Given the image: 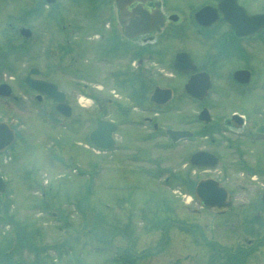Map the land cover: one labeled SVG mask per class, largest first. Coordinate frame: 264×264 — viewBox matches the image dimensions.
I'll list each match as a JSON object with an SVG mask.
<instances>
[{"label": "flooded vegetation", "instance_id": "af4514ba", "mask_svg": "<svg viewBox=\"0 0 264 264\" xmlns=\"http://www.w3.org/2000/svg\"><path fill=\"white\" fill-rule=\"evenodd\" d=\"M35 4L33 25L8 24L20 45L3 62L14 73L0 82L9 85L0 88V121L14 144L24 114L45 107L65 116L27 86L30 76L67 92L65 111L86 116L87 139L101 122L99 143L120 177L158 165L170 179L168 161L176 159L185 185L216 177L232 195L230 173L246 172L264 190V0H197L187 13L180 0H55L45 14L43 0ZM26 49L29 58L20 54ZM72 70L86 75L83 90ZM82 92L86 105L77 106ZM4 131L0 125V138Z\"/></svg>", "mask_w": 264, "mask_h": 264}, {"label": "rangeland", "instance_id": "374dc122", "mask_svg": "<svg viewBox=\"0 0 264 264\" xmlns=\"http://www.w3.org/2000/svg\"><path fill=\"white\" fill-rule=\"evenodd\" d=\"M35 1L37 4V0H0V55H9V50L17 55L13 45L20 43L8 24L21 18L33 25ZM196 2L180 0L185 13ZM40 34L45 38L50 32L43 29ZM190 45L196 48L193 42ZM22 62L25 65L24 59L17 64ZM4 76L0 73V80ZM81 100L86 103V98ZM47 114L46 110L32 118L24 114L23 138L10 155L0 157L2 174L12 179L9 190L0 193V264H230L227 250L244 253L241 262L234 264H264V190L246 172L244 179L237 172L230 173L236 184L233 206L221 215L204 211L177 177L171 180L176 195L158 180L148 179V186L134 188L132 198L120 201L123 193L116 189L124 181L116 165L104 163L92 150L86 152L81 142L86 119L75 118L74 126L71 120H63L59 125L67 126L60 130L49 123ZM68 124L74 128L65 133ZM66 141L71 149L66 150ZM170 154L175 157L174 152ZM64 162L77 163L81 172L73 173ZM92 162L99 168L94 188L83 174ZM168 164L174 170L181 166L176 159ZM129 199L135 206L130 219V205L124 203ZM168 206L169 222L176 221L178 231H169L171 224L154 219L153 213L163 214ZM127 220L133 225L124 229V236L120 226ZM165 231L167 240L162 236ZM126 251L129 255H124Z\"/></svg>", "mask_w": 264, "mask_h": 264}, {"label": "water", "instance_id": "95a60500", "mask_svg": "<svg viewBox=\"0 0 264 264\" xmlns=\"http://www.w3.org/2000/svg\"><path fill=\"white\" fill-rule=\"evenodd\" d=\"M259 17H256L253 21L256 22ZM39 87V86H38ZM44 90H49L52 87L51 84H41ZM48 87V88H47ZM53 88V87H52ZM49 93H52L49 90ZM99 130V129H98ZM96 131V133L98 132ZM98 134V133H97ZM96 143H99L96 140ZM1 143L0 149H3L5 146ZM216 160H214V163ZM5 190V184L0 178V191ZM197 194L202 200L203 204L209 208H214L219 211L225 210L231 202L229 201L228 194L225 188L221 187L220 184L212 179L203 180L199 182L197 186Z\"/></svg>", "mask_w": 264, "mask_h": 264}, {"label": "trees", "instance_id": "16d2710c", "mask_svg": "<svg viewBox=\"0 0 264 264\" xmlns=\"http://www.w3.org/2000/svg\"><path fill=\"white\" fill-rule=\"evenodd\" d=\"M243 255H244V253L230 252L229 250H227V252H226V258L228 259L230 264H234L235 262H237V263L241 262Z\"/></svg>", "mask_w": 264, "mask_h": 264}, {"label": "bare ground", "instance_id": "6f19581e", "mask_svg": "<svg viewBox=\"0 0 264 264\" xmlns=\"http://www.w3.org/2000/svg\"><path fill=\"white\" fill-rule=\"evenodd\" d=\"M48 88V87H47ZM49 90L53 93V94H57V92L52 88V87H50L49 88ZM6 135H7V137H9V139H10V137H11V132H7L6 133ZM6 135H5V131L1 134V138H0V145H1V143L2 144H4L3 146H6L7 144H8V141H9V139L8 140H6L5 138H6Z\"/></svg>", "mask_w": 264, "mask_h": 264}]
</instances>
